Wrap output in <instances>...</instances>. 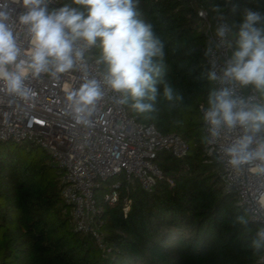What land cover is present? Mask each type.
Segmentation results:
<instances>
[{"label":"trees","instance_id":"16d2710c","mask_svg":"<svg viewBox=\"0 0 264 264\" xmlns=\"http://www.w3.org/2000/svg\"><path fill=\"white\" fill-rule=\"evenodd\" d=\"M62 3L77 7L72 0ZM199 7L213 20L224 13L233 32L245 10L264 15V0H139L136 5L137 19L152 25L164 56L156 58L162 71L154 110L137 116L126 106L138 121L179 134L188 143L187 153H156L153 160L163 178L151 191L135 182L109 204L103 201V185L95 190L107 244L101 251L90 234L73 230L54 159L45 150L46 155L32 157L33 144L23 154L25 144L13 149L14 142L0 141V264H264L263 247H253L259 225L248 219L232 192L224 191L219 164L205 161L199 104L207 105L215 84L207 78ZM90 53L100 56L99 41ZM161 81L181 99H164ZM125 195L131 197L126 216Z\"/></svg>","mask_w":264,"mask_h":264},{"label":"clouds","instance_id":"9594fccd","mask_svg":"<svg viewBox=\"0 0 264 264\" xmlns=\"http://www.w3.org/2000/svg\"><path fill=\"white\" fill-rule=\"evenodd\" d=\"M13 2L23 9L18 22L27 27L30 47L26 52L22 49L10 26L15 9L0 3V93L27 100L32 92L25 83L29 77L37 79L42 73L58 77L79 70L82 83L78 88H69L65 99L76 124L93 126L90 117L105 93L101 80L90 77L82 62L84 47L99 41L101 53L96 63L104 66L103 84L122 97L116 103L128 105L137 116L154 110L159 94L156 78L162 71L156 58L162 60L164 46L152 25L137 19L139 0H72L77 7L66 4L52 10L49 0ZM229 34L235 40L231 59L220 73L215 69L209 71L208 80L235 82L264 93V15L247 9L235 32L227 23L216 30L221 39ZM22 54H26V60ZM161 83L164 99H181L174 95L172 85ZM207 105L203 118L213 137L222 128L243 130L225 149L228 165L234 170L249 166L254 174L264 175V105L251 104L236 96L230 87L211 90ZM239 219L244 222L243 217ZM257 236L253 247L259 249L264 246V229Z\"/></svg>","mask_w":264,"mask_h":264},{"label":"built area","instance_id":"2783aa9c","mask_svg":"<svg viewBox=\"0 0 264 264\" xmlns=\"http://www.w3.org/2000/svg\"><path fill=\"white\" fill-rule=\"evenodd\" d=\"M0 3L15 9L10 26L26 52L30 47V37L27 27L18 22L23 10L21 4L13 0H0ZM64 5L62 0H49L48 7L52 10ZM197 15L205 35V64L209 71L215 69L220 73L235 50L230 34L225 39L216 35L220 24L229 25L228 19L221 13L213 20L203 7L198 8ZM92 47H84L82 65L90 77L101 80L105 93L90 117L93 126L76 124L65 99L69 88H78L82 83V72L72 70L58 77L42 73L37 79L29 77L25 81L32 90L27 100L0 93V141L30 143L43 148L54 159L59 167L60 194L69 207L73 230L90 234L98 248L105 251L107 244L99 216L102 207L94 196L99 182L115 175L122 176L121 181L103 193V201L109 204L119 200L122 187L128 192L135 182L144 190L151 191L156 181L163 178L162 171L153 160L156 153L165 150L175 157H182L188 151V143L175 132L163 133L151 123L138 121L126 105L116 103L122 97L103 84L104 70L90 53ZM22 59H27L26 54H22ZM214 84L215 89L230 87L236 96L251 104L264 105V98L252 86L241 87L235 82L221 84L219 81ZM207 107L199 104L203 117ZM203 132L206 136L205 161L214 160L219 164L224 191L234 194L236 203L245 208L248 219L259 225L258 231L264 229V175L254 174L249 166L234 170L228 165L225 155V149L243 134V130L239 127L222 128L220 134L213 137L204 120ZM122 204V212L126 216L131 197L125 195ZM262 247L261 259L264 260Z\"/></svg>","mask_w":264,"mask_h":264},{"label":"rangeland","instance_id":"374dc122","mask_svg":"<svg viewBox=\"0 0 264 264\" xmlns=\"http://www.w3.org/2000/svg\"><path fill=\"white\" fill-rule=\"evenodd\" d=\"M12 147H13V149H17L18 144H17V143H13V144H12ZM28 149H29V144H28V143H25V146H24L23 149H21V152H22L23 154H26L27 151H28ZM30 155H31L32 157H35V156H44V155H46V152L44 151L43 148L37 146V147H34V148L31 149ZM58 173H59V172H58ZM121 180H122V176H121V175H115V176L109 178V180H108L107 182L104 183L103 181H100L99 183H100V185L102 184L103 187H104L106 190H108V189H110L114 184L118 183V182L121 181Z\"/></svg>","mask_w":264,"mask_h":264}]
</instances>
